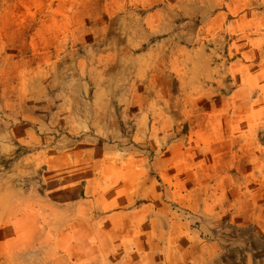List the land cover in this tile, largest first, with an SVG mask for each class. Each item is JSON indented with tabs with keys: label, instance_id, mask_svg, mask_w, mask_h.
Masks as SVG:
<instances>
[{
	"label": "rangeland",
	"instance_id": "obj_1",
	"mask_svg": "<svg viewBox=\"0 0 264 264\" xmlns=\"http://www.w3.org/2000/svg\"><path fill=\"white\" fill-rule=\"evenodd\" d=\"M0 264H264V0H0Z\"/></svg>",
	"mask_w": 264,
	"mask_h": 264
},
{
	"label": "crops",
	"instance_id": "obj_2",
	"mask_svg": "<svg viewBox=\"0 0 264 264\" xmlns=\"http://www.w3.org/2000/svg\"><path fill=\"white\" fill-rule=\"evenodd\" d=\"M70 155H71V157L72 158H74V153H72V152H70ZM72 160V161H71ZM70 161V164H74V162H73V159H71ZM71 166V165H70ZM83 177V176H82ZM79 178H81V177H79ZM181 194V193H180ZM78 195H80V197H81V195H83V194H81V192L80 191H78V190H76L75 188H74V186H70V199H73V196H78ZM226 196H227V194L225 193H223L221 196H218V197H214V199H213V201H214V204L216 205V204H219V207H223V209H221V210H224V211H227V212H231V208H232V206H229V207H227L225 204H224V202L226 201ZM229 203V202H228ZM227 203V204H228ZM149 205H147V207H148ZM217 208V207H216ZM145 209V208H144ZM150 210V208H148V210L147 211H149ZM191 210H193V212H197V210H198V206H195V209H191ZM213 211V210H212ZM211 212V211H210ZM213 212H215V210L213 211ZM216 212H218V211H216ZM219 212H221V211H219ZM235 212V211H234ZM205 213V212H204ZM198 216V218L199 219H201V222L203 223V219H202V215L200 216V215H197ZM149 223H150V225H152V223H151V220H149L148 221ZM186 222V221H185ZM189 222H186V223H184L183 221H181V220H177V219H173V220H170V224H172L173 225V227L175 228V230H174V232L172 233V236L175 238V237H178L177 236V233H180V232H182V233H184L185 232V229H187L188 227H189V224H188ZM173 228V229H174ZM212 228H213V226H212ZM171 229H172V226H171ZM184 231V232H183ZM156 236V235H155ZM159 238H162V236L160 235H157ZM170 236V234L169 233H167V235H166V238L167 237H169ZM164 239V238H163ZM163 239H161V240H163ZM199 241L201 242V243H204V244H206V245H211V246H214L215 247V245H216V248H217V246H218V243H219V240L218 239H214V238H199ZM198 242V241H197ZM180 245H183V243H180ZM213 249V248H212ZM210 254H212V253H210ZM217 255H218V253H217ZM212 256L211 255H208V256H204V259H208V258H211Z\"/></svg>",
	"mask_w": 264,
	"mask_h": 264
},
{
	"label": "trees",
	"instance_id": "obj_3",
	"mask_svg": "<svg viewBox=\"0 0 264 264\" xmlns=\"http://www.w3.org/2000/svg\"><path fill=\"white\" fill-rule=\"evenodd\" d=\"M250 240V239H249ZM246 243V242H245ZM222 250H223V253L222 255L223 256H229V255H233V251L231 250L230 247L226 246V247H222Z\"/></svg>",
	"mask_w": 264,
	"mask_h": 264
}]
</instances>
